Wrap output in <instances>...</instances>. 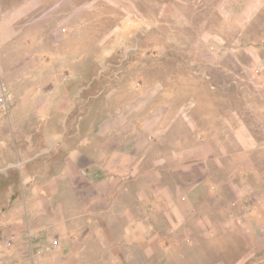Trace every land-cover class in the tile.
<instances>
[{
    "label": "rangeland",
    "instance_id": "374dc122",
    "mask_svg": "<svg viewBox=\"0 0 264 264\" xmlns=\"http://www.w3.org/2000/svg\"><path fill=\"white\" fill-rule=\"evenodd\" d=\"M219 1L0 0L3 107L16 78L45 94L60 82L77 114L159 99L188 183L207 185L181 233L159 239L151 221L135 235L136 218H105L80 196L54 200L0 229V264H264V0L247 18L223 16ZM41 167H30L34 184ZM2 199L1 216L27 211L18 193Z\"/></svg>",
    "mask_w": 264,
    "mask_h": 264
},
{
    "label": "crops",
    "instance_id": "0c3cea01",
    "mask_svg": "<svg viewBox=\"0 0 264 264\" xmlns=\"http://www.w3.org/2000/svg\"><path fill=\"white\" fill-rule=\"evenodd\" d=\"M255 3L220 0L218 10L223 16L247 18ZM18 79L10 82L5 94L7 107L0 104V202L18 193L27 211L18 216L10 206L9 213L0 215L6 220L0 229L44 215L48 203L72 195L74 200L86 198L93 213L103 209L105 218L110 211H119L123 219L136 218L135 235L148 232V221L158 239L181 233L190 218L187 210L200 202L207 185L188 183L191 172L178 165L175 140L163 137L167 130L160 127V118L165 105L159 99H111L106 100L103 114L96 109L77 114L66 109L70 100L63 97L60 82L45 94L40 84ZM174 123H168L169 131ZM36 161L42 166V185L33 183L37 176L30 167ZM66 178L74 180L72 185ZM27 225L32 229L30 221ZM35 230L44 235L49 227L39 224Z\"/></svg>",
    "mask_w": 264,
    "mask_h": 264
},
{
    "label": "built area",
    "instance_id": "2783aa9c",
    "mask_svg": "<svg viewBox=\"0 0 264 264\" xmlns=\"http://www.w3.org/2000/svg\"><path fill=\"white\" fill-rule=\"evenodd\" d=\"M83 173L85 174V172L83 171ZM31 239H34L35 236L33 234L30 235Z\"/></svg>",
    "mask_w": 264,
    "mask_h": 264
}]
</instances>
